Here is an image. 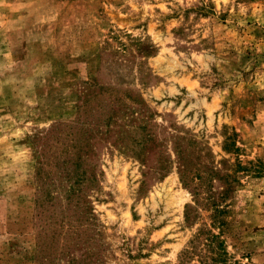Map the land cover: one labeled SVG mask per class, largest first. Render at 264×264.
Masks as SVG:
<instances>
[{
    "label": "rangeland",
    "instance_id": "1",
    "mask_svg": "<svg viewBox=\"0 0 264 264\" xmlns=\"http://www.w3.org/2000/svg\"><path fill=\"white\" fill-rule=\"evenodd\" d=\"M225 192L264 264V0H0V264H202Z\"/></svg>",
    "mask_w": 264,
    "mask_h": 264
},
{
    "label": "trees",
    "instance_id": "2",
    "mask_svg": "<svg viewBox=\"0 0 264 264\" xmlns=\"http://www.w3.org/2000/svg\"><path fill=\"white\" fill-rule=\"evenodd\" d=\"M194 177H198V175L191 176V182L194 183ZM201 180V178H200ZM189 182V181H188ZM195 195L197 197L200 196L201 191L198 187H195ZM225 193H220V195L216 194V197L221 200H216L215 196L208 197L210 198L207 206L211 207L215 214L213 216V221L210 226L211 229H205L201 232L196 239L193 241V245L191 249L188 250L185 257L188 259H192L195 255L199 256L202 261V264H229L228 253L225 249L224 241L221 240V236L225 232V223L220 220L217 216H221L222 213H225V210L221 208L222 200H225ZM199 204V200L197 199ZM206 206V204L204 205ZM218 228L220 233L215 234L212 230ZM202 247L204 251H202Z\"/></svg>",
    "mask_w": 264,
    "mask_h": 264
}]
</instances>
